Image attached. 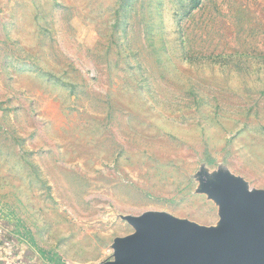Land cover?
<instances>
[{
  "label": "rangeland",
  "instance_id": "1",
  "mask_svg": "<svg viewBox=\"0 0 264 264\" xmlns=\"http://www.w3.org/2000/svg\"><path fill=\"white\" fill-rule=\"evenodd\" d=\"M202 168L264 189V0H0L3 237L100 264L123 214L215 225Z\"/></svg>",
  "mask_w": 264,
  "mask_h": 264
},
{
  "label": "water",
  "instance_id": "2",
  "mask_svg": "<svg viewBox=\"0 0 264 264\" xmlns=\"http://www.w3.org/2000/svg\"><path fill=\"white\" fill-rule=\"evenodd\" d=\"M197 178L219 205L217 224L159 210L123 214L134 231L116 237L113 257L100 264H264V189L225 168H202Z\"/></svg>",
  "mask_w": 264,
  "mask_h": 264
},
{
  "label": "crops",
  "instance_id": "3",
  "mask_svg": "<svg viewBox=\"0 0 264 264\" xmlns=\"http://www.w3.org/2000/svg\"><path fill=\"white\" fill-rule=\"evenodd\" d=\"M7 231L4 237L0 234V264H65L60 254H49L42 249L39 252L31 243L26 245L27 241H23L19 234H9V229ZM30 247L32 254L26 251Z\"/></svg>",
  "mask_w": 264,
  "mask_h": 264
}]
</instances>
